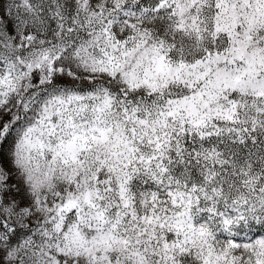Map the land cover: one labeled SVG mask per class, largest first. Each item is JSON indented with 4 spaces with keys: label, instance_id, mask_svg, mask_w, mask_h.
Instances as JSON below:
<instances>
[{
    "label": "snow or ice",
    "instance_id": "obj_1",
    "mask_svg": "<svg viewBox=\"0 0 264 264\" xmlns=\"http://www.w3.org/2000/svg\"><path fill=\"white\" fill-rule=\"evenodd\" d=\"M0 264H264V0H0Z\"/></svg>",
    "mask_w": 264,
    "mask_h": 264
}]
</instances>
